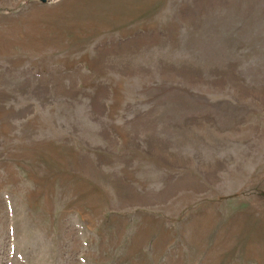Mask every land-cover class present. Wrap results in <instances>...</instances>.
Segmentation results:
<instances>
[{
	"label": "rangeland",
	"instance_id": "rangeland-1",
	"mask_svg": "<svg viewBox=\"0 0 264 264\" xmlns=\"http://www.w3.org/2000/svg\"><path fill=\"white\" fill-rule=\"evenodd\" d=\"M0 264H264V0H0Z\"/></svg>",
	"mask_w": 264,
	"mask_h": 264
},
{
	"label": "water",
	"instance_id": "water-1",
	"mask_svg": "<svg viewBox=\"0 0 264 264\" xmlns=\"http://www.w3.org/2000/svg\"><path fill=\"white\" fill-rule=\"evenodd\" d=\"M42 2L45 1V0H41Z\"/></svg>",
	"mask_w": 264,
	"mask_h": 264
}]
</instances>
